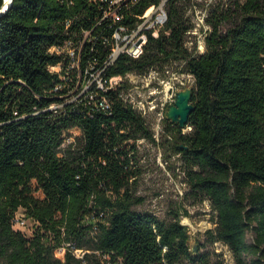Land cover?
<instances>
[{"label":"trees","instance_id":"16d2710c","mask_svg":"<svg viewBox=\"0 0 264 264\" xmlns=\"http://www.w3.org/2000/svg\"><path fill=\"white\" fill-rule=\"evenodd\" d=\"M107 1L11 0L0 14V263L209 264L198 248L191 251L180 214L163 220L133 209L139 141L159 147L165 140L191 193L205 195L216 212L205 239L226 245L235 264H264V0L214 9L166 0L167 21L140 56L121 54L106 66ZM159 1L125 0L122 22L133 24ZM206 4L205 48L195 53L186 35L194 8ZM66 42L79 53L73 68L65 52L50 50ZM89 66L103 79L165 67L192 74L186 125L164 119L157 144L120 95L126 81L72 99L78 73ZM102 97L107 109L98 106ZM73 129L80 136L64 146ZM19 209L36 225L29 236L13 228Z\"/></svg>","mask_w":264,"mask_h":264},{"label":"built area","instance_id":"2783aa9c","mask_svg":"<svg viewBox=\"0 0 264 264\" xmlns=\"http://www.w3.org/2000/svg\"><path fill=\"white\" fill-rule=\"evenodd\" d=\"M125 0H108L106 7L103 9L101 19H108L112 25V32L109 37L110 52L105 60V65H111L121 54H127L137 58L143 51L144 45L149 34L157 36L159 29L167 21L166 0H160L157 4L146 8L142 14L137 16L133 24H124L122 8ZM206 6L204 8H194L192 13V28L187 32L185 45L190 51L203 52L205 43L201 44L195 39L202 37L209 30L206 23ZM52 52H65L70 59V68L78 65V50L72 47L70 42L63 46H54L50 49ZM59 66H52L51 70L58 71ZM93 67L85 69L84 76L78 73V82L71 92L72 99L81 96L90 91L94 86L101 90L117 89L124 81L128 84L127 88L121 92L123 100L135 109L147 123L153 132L156 143L159 144L160 136L164 128L165 111L169 104L174 102L175 92L186 86H192L194 77L187 72H177L174 67H165L163 70H150L147 74L137 75L134 73L125 76H112L103 79L100 71H92ZM80 78H83V84L79 87ZM79 90L78 95L75 92ZM92 99L93 97L90 96ZM98 106L101 109H107L109 102L102 97ZM144 142L140 140L139 144ZM15 222L24 225L23 219L16 218ZM72 242L66 244L69 248H74ZM59 252L64 251V247L58 248ZM73 253L81 256L83 253L80 249H74Z\"/></svg>","mask_w":264,"mask_h":264},{"label":"rangeland","instance_id":"374dc122","mask_svg":"<svg viewBox=\"0 0 264 264\" xmlns=\"http://www.w3.org/2000/svg\"><path fill=\"white\" fill-rule=\"evenodd\" d=\"M193 1L199 3V6L205 3L211 4L213 9L219 8L221 4L226 8L228 4V0ZM238 1L242 3L244 0ZM235 20L237 19L225 22L222 30L231 26ZM195 40L201 44L204 43L202 37ZM56 69L58 70V68ZM82 84L83 78H80L79 87ZM79 136V130H70L66 134L64 146L74 141V137ZM138 149V174L133 180L132 187L134 198L139 199L140 202L135 204L133 209L139 212H153L163 220H169L173 212L180 214V223L188 229L190 245L195 244L196 250L199 249V254L206 255L209 264H235L233 254L226 245L220 242L210 243L205 239L204 232L216 225V212L205 195L191 193L187 187L185 176L181 173V162L172 148L165 140H162L159 147L142 142ZM35 195L42 197L39 192H35ZM16 218L23 219L25 224L15 222L14 230H20L29 236L36 226L34 222L25 217L22 209L16 212ZM247 239L248 241L252 239L251 233H248ZM56 254L61 256L62 252L57 250ZM182 264H186V262Z\"/></svg>","mask_w":264,"mask_h":264},{"label":"water","instance_id":"95a60500","mask_svg":"<svg viewBox=\"0 0 264 264\" xmlns=\"http://www.w3.org/2000/svg\"><path fill=\"white\" fill-rule=\"evenodd\" d=\"M11 0L7 3L6 0H3V4L0 8V14L4 13L9 5ZM193 93L192 86H186L182 89H178L175 92L174 102L169 104L165 111V119L170 121L173 124H176L178 127L183 128L188 120L190 113L193 111L194 107L191 103V96ZM191 251L196 252V245H190Z\"/></svg>","mask_w":264,"mask_h":264},{"label":"bare ground","instance_id":"6f19581e","mask_svg":"<svg viewBox=\"0 0 264 264\" xmlns=\"http://www.w3.org/2000/svg\"><path fill=\"white\" fill-rule=\"evenodd\" d=\"M6 2L8 3L9 2V0H6ZM188 221V220H187Z\"/></svg>","mask_w":264,"mask_h":264}]
</instances>
